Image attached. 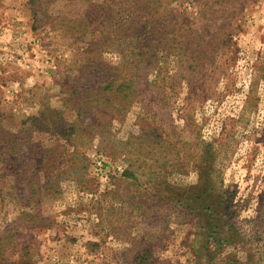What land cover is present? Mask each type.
Instances as JSON below:
<instances>
[{"label": "rangeland", "instance_id": "374dc122", "mask_svg": "<svg viewBox=\"0 0 264 264\" xmlns=\"http://www.w3.org/2000/svg\"><path fill=\"white\" fill-rule=\"evenodd\" d=\"M0 264H264V0H0Z\"/></svg>", "mask_w": 264, "mask_h": 264}, {"label": "trees", "instance_id": "16d2710c", "mask_svg": "<svg viewBox=\"0 0 264 264\" xmlns=\"http://www.w3.org/2000/svg\"><path fill=\"white\" fill-rule=\"evenodd\" d=\"M97 66V65H96ZM117 70V67H113V72H112V74L114 75V73H115V71ZM115 83V78H112L111 80H109V81H106V84L104 85V89L105 90H109V92L110 91H112L113 89H111V85H113ZM117 89H114L113 90V92H114V94L116 95L117 94V91H116ZM24 201H25V199H24ZM23 205H26L25 203H22Z\"/></svg>", "mask_w": 264, "mask_h": 264}]
</instances>
